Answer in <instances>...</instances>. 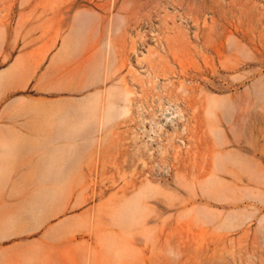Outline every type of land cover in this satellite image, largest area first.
<instances>
[{
	"label": "rangeland",
	"instance_id": "1",
	"mask_svg": "<svg viewBox=\"0 0 264 264\" xmlns=\"http://www.w3.org/2000/svg\"><path fill=\"white\" fill-rule=\"evenodd\" d=\"M0 264H264V0H0Z\"/></svg>",
	"mask_w": 264,
	"mask_h": 264
},
{
	"label": "crops",
	"instance_id": "2",
	"mask_svg": "<svg viewBox=\"0 0 264 264\" xmlns=\"http://www.w3.org/2000/svg\"><path fill=\"white\" fill-rule=\"evenodd\" d=\"M73 112H69L67 113V111H64L61 115H58L57 119L58 122H69L71 121V119H73L74 115H80L81 119L80 121H78L77 123H73V125H65L64 128H60L61 125H57L53 126V132L52 134L49 136V139L52 140H59V139H63V138H70V136L73 134L74 131H78V130H83L85 128V124H84V117H83V113L85 111V106L79 104H74L71 107ZM73 126V127H72ZM72 127V128H71ZM18 129V128H17ZM15 147L12 149V151H14ZM57 156H53L54 154H51L52 151H46L41 157L42 160L37 163V168L40 167H45V169H52L53 168V162L54 160L58 159L60 154L63 155L65 153V150L62 148H57Z\"/></svg>",
	"mask_w": 264,
	"mask_h": 264
},
{
	"label": "bare ground",
	"instance_id": "3",
	"mask_svg": "<svg viewBox=\"0 0 264 264\" xmlns=\"http://www.w3.org/2000/svg\"><path fill=\"white\" fill-rule=\"evenodd\" d=\"M177 116V115H176ZM181 119H182V117L181 116H179Z\"/></svg>",
	"mask_w": 264,
	"mask_h": 264
}]
</instances>
